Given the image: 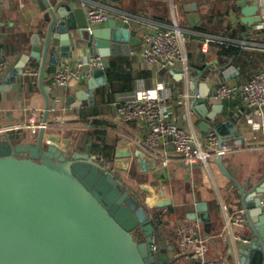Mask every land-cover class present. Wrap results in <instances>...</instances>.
Listing matches in <instances>:
<instances>
[{
	"label": "crops",
	"instance_id": "obj_1",
	"mask_svg": "<svg viewBox=\"0 0 264 264\" xmlns=\"http://www.w3.org/2000/svg\"><path fill=\"white\" fill-rule=\"evenodd\" d=\"M239 1L83 0L85 9L88 4H98L111 11V18L99 27H107L111 19H128L142 39L145 31L181 26L190 36L187 42L189 70L181 72L182 64L178 63L176 67L180 72L166 71L158 64L144 60L143 43L136 46L134 52L133 47L121 43L117 45L116 53L111 54L110 62H115V74L122 75L114 78H128L131 87L119 90L125 80L114 79L111 84L106 71L108 83L95 90L94 103L77 99L79 106H74L67 98L83 89L87 79H74L69 85L60 86L54 75L61 64L68 62L75 67L83 57L94 55L90 44L83 42L82 47L72 49L70 57H60L55 65L50 64L48 58L43 78V85L50 89V106L61 101L59 110L49 108L47 126H44L46 143H55L70 152H84L90 145L91 154L97 160L104 156L109 161L107 167L119 174L134 193L142 194L153 219L157 224H164L168 238L172 237L175 226L188 218L189 206L207 202L213 226L208 232L206 223L202 222V234L210 243L209 255L223 254L234 264L238 263L237 242L241 240L237 234L249 236L250 229L247 225L228 228L229 219L242 209L239 190L220 170L215 159L216 148L207 141L208 134L215 129L203 126L207 121L192 106L196 94L200 93V84L207 82L210 88L208 107L222 105L217 124L232 121L240 131V137L234 143H225L228 146L224 154L226 166L235 171L234 176L240 182H258L259 176L264 174V119L245 105L240 90L234 98L225 100H217L212 94L221 80L240 88L264 64V51L259 49L264 47V27L258 28L263 19L256 20L261 13L260 5L258 12L246 15ZM43 18L44 10L39 0H0V57L7 60L5 77L16 67L21 56L31 50L33 33L41 30L45 40L47 24ZM244 18L250 21L246 22ZM58 44H54L56 50H59ZM232 47L247 54L236 58L229 52ZM29 66L37 68L38 74L26 73ZM40 71L41 61L31 58L23 73L17 76L13 89L0 91V135L7 133L15 143L36 141L42 128L40 124L45 122L46 96ZM192 77L197 78L195 92L192 91ZM163 80L167 81L171 91L166 101L167 117L200 138L210 152L207 163L185 164L163 141L157 148L150 149L144 142L149 130L146 121L143 118L124 121L118 117L120 104L136 96L140 88L155 87ZM3 82L4 79L0 86ZM258 120L263 122L261 128L254 126L253 122ZM32 124L39 125L35 132ZM232 133L233 129L228 127L224 137L229 139ZM178 264L197 263L180 257Z\"/></svg>",
	"mask_w": 264,
	"mask_h": 264
},
{
	"label": "water",
	"instance_id": "obj_2",
	"mask_svg": "<svg viewBox=\"0 0 264 264\" xmlns=\"http://www.w3.org/2000/svg\"><path fill=\"white\" fill-rule=\"evenodd\" d=\"M82 1L39 0L47 24L46 38L43 40L41 30L33 33L31 50L17 56L19 62L0 86V91L13 89L27 62L31 58L41 61L45 121L51 104L50 89L43 85L48 58L55 65L83 42L103 57L105 68L92 69L83 89L67 98L74 106H79L77 99L93 104L95 90L108 83L106 69L117 45L126 43L133 51L143 41L138 29L124 18L89 30ZM239 5L246 15L259 10L257 0H240ZM193 6L198 9L197 4ZM261 19V15L256 18ZM55 43H59V50ZM191 80L195 92L197 78ZM200 85L201 95L194 99L192 108L207 121L203 126L219 133L217 146L223 149L226 142L234 143L240 137V131L232 121L217 124L222 105L213 104L210 109V88L207 82ZM228 127L233 129L229 139L224 137ZM44 132L42 126L36 141L19 143L7 133L0 135V264H178L172 238H168L164 224L153 219L141 193H134L119 174L99 162L90 145L84 152L65 151L55 143H46ZM224 154H216V163L235 182L250 229L249 236L237 242V264H264V174L258 182L242 183L226 166ZM187 217L206 223L211 231L207 202L189 206Z\"/></svg>",
	"mask_w": 264,
	"mask_h": 264
},
{
	"label": "built area",
	"instance_id": "obj_3",
	"mask_svg": "<svg viewBox=\"0 0 264 264\" xmlns=\"http://www.w3.org/2000/svg\"><path fill=\"white\" fill-rule=\"evenodd\" d=\"M260 5L262 21L259 22L258 28L264 27V0H257ZM86 5V3H84ZM86 14L88 18V29L93 30L95 26L109 20L111 11L104 6L98 4H88L86 6ZM41 11H39L38 23L40 22ZM32 27V26H31ZM189 34L184 28L175 25L170 28H159L154 31H145L143 34L142 54L144 60L149 64H158L162 69L173 73L180 72L176 65L182 64V71L189 70L187 42ZM210 39H207L209 41ZM241 45L242 44H237ZM264 51V47L259 48ZM137 51V50H133ZM7 60L0 57V84L7 72ZM95 68H105L103 57L100 54L83 57L77 64L72 67L68 62L59 66L55 72L54 78L58 85L67 86L74 79L86 80L90 76V72ZM85 71V72H84ZM28 74H38L37 68L29 66L26 69ZM240 90L245 105L254 110L264 119V64L252 74V76L244 81L242 85L233 84L225 80L219 81L213 90V97L217 100H225L234 98ZM171 91L167 85V81L159 82L155 87H142L133 98L118 106V117L120 120L128 121L136 118H143L149 126V130L145 135V145L150 149L157 148L162 141L166 142L172 150H174L180 160L185 164H194L199 161L207 163L210 152L205 149L200 138L192 131L187 130L178 122L169 119L166 115V101ZM201 94L198 92L196 97ZM61 101H57L50 108L53 111L59 110ZM34 119V117H32ZM34 122V121H32ZM256 128H261L263 122L259 120L253 122ZM47 126V122L40 124ZM39 125L32 124L35 132ZM220 135L216 130H212L208 134L207 141L215 147V154L222 151L227 152L228 146L223 145V149L218 148ZM238 145V143H237ZM99 162L107 166L109 161L100 156ZM264 205V199H263ZM247 219L244 209L236 212L228 222V228L233 226H246ZM227 227L223 229L226 230ZM237 237L243 239L242 235ZM172 243L175 246L176 257H186L191 260L198 261L199 264H234L229 261L223 254L212 257L210 253V243L202 234V222L198 219L184 218L172 230ZM157 245L154 244L156 249Z\"/></svg>",
	"mask_w": 264,
	"mask_h": 264
},
{
	"label": "trees",
	"instance_id": "obj_4",
	"mask_svg": "<svg viewBox=\"0 0 264 264\" xmlns=\"http://www.w3.org/2000/svg\"><path fill=\"white\" fill-rule=\"evenodd\" d=\"M230 53H233L234 56H236V58H243L247 52L242 51V49L237 48V47H232L231 49H229ZM115 66V62H110V66L106 69L107 74L109 76V79L111 81V84H114V79H124L125 82L121 84V86H119V90H123L126 88H130L131 84L127 83L128 82V78H114V76H118V77H122V75L119 74H115L113 68ZM114 88V86H113ZM96 136H97V131L95 132ZM97 147V146H96Z\"/></svg>",
	"mask_w": 264,
	"mask_h": 264
}]
</instances>
